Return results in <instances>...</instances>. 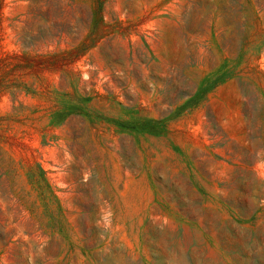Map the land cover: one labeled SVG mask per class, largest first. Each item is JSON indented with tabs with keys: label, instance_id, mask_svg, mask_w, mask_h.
I'll return each mask as SVG.
<instances>
[{
	"label": "rangeland",
	"instance_id": "1",
	"mask_svg": "<svg viewBox=\"0 0 264 264\" xmlns=\"http://www.w3.org/2000/svg\"><path fill=\"white\" fill-rule=\"evenodd\" d=\"M0 264H264V0H0Z\"/></svg>",
	"mask_w": 264,
	"mask_h": 264
}]
</instances>
